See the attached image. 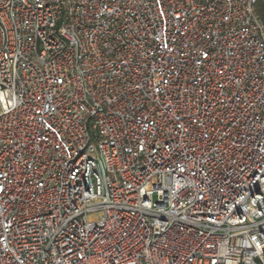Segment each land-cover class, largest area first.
Here are the masks:
<instances>
[{
    "label": "built area",
    "instance_id": "2783aa9c",
    "mask_svg": "<svg viewBox=\"0 0 264 264\" xmlns=\"http://www.w3.org/2000/svg\"><path fill=\"white\" fill-rule=\"evenodd\" d=\"M259 0H0V264H264Z\"/></svg>",
    "mask_w": 264,
    "mask_h": 264
},
{
    "label": "trees",
    "instance_id": "16d2710c",
    "mask_svg": "<svg viewBox=\"0 0 264 264\" xmlns=\"http://www.w3.org/2000/svg\"><path fill=\"white\" fill-rule=\"evenodd\" d=\"M258 8L262 12V18H263V21H264V0H259Z\"/></svg>",
    "mask_w": 264,
    "mask_h": 264
},
{
    "label": "rangeland",
    "instance_id": "374dc122",
    "mask_svg": "<svg viewBox=\"0 0 264 264\" xmlns=\"http://www.w3.org/2000/svg\"><path fill=\"white\" fill-rule=\"evenodd\" d=\"M258 11H259V13L262 15V12L260 11V9L258 8Z\"/></svg>",
    "mask_w": 264,
    "mask_h": 264
}]
</instances>
